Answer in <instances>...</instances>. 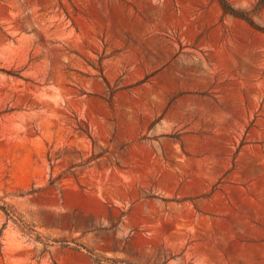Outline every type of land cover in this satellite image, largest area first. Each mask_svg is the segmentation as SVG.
<instances>
[{
  "label": "rangeland",
  "instance_id": "374dc122",
  "mask_svg": "<svg viewBox=\"0 0 264 264\" xmlns=\"http://www.w3.org/2000/svg\"><path fill=\"white\" fill-rule=\"evenodd\" d=\"M2 205L0 264H264V33L216 0H0Z\"/></svg>",
  "mask_w": 264,
  "mask_h": 264
},
{
  "label": "trees",
  "instance_id": "16d2710c",
  "mask_svg": "<svg viewBox=\"0 0 264 264\" xmlns=\"http://www.w3.org/2000/svg\"><path fill=\"white\" fill-rule=\"evenodd\" d=\"M216 1L218 2L224 14H228L233 17L239 18L245 21L246 23H248L253 29L264 33V29L261 27H258L251 18L252 13L253 14L257 13L264 8V0H257L251 12L239 11V10L234 9L228 0H216ZM0 210H2L10 218L14 217L13 213L7 211L6 206L4 205L0 206Z\"/></svg>",
  "mask_w": 264,
  "mask_h": 264
}]
</instances>
